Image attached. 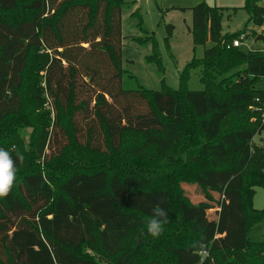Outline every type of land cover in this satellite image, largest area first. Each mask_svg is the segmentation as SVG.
Wrapping results in <instances>:
<instances>
[{
    "label": "trees",
    "instance_id": "obj_1",
    "mask_svg": "<svg viewBox=\"0 0 264 264\" xmlns=\"http://www.w3.org/2000/svg\"><path fill=\"white\" fill-rule=\"evenodd\" d=\"M260 1L244 0L255 27L264 23ZM125 5L0 0V14L18 6L33 14L0 19V148L16 172L28 155L18 137L29 121L23 88L36 99L45 92L54 112L31 135L38 165L0 198V264H212L220 255L217 264H243V254L264 252V242L246 235L264 217L252 204L254 188L264 187V141L253 143L264 134V90L254 88L264 78V51L228 48L243 32L223 35L221 9L201 2L190 8L193 51L212 46L199 65L185 66L179 89L161 81L160 90H125ZM165 29L171 38L174 26ZM149 37L147 62L163 71ZM31 57L37 62L29 65ZM196 66L203 89L190 91ZM235 70L238 81L227 89L219 79ZM192 187L212 206L203 211ZM156 206L167 222L152 237ZM218 212L219 220L207 216Z\"/></svg>",
    "mask_w": 264,
    "mask_h": 264
},
{
    "label": "rangeland",
    "instance_id": "obj_2",
    "mask_svg": "<svg viewBox=\"0 0 264 264\" xmlns=\"http://www.w3.org/2000/svg\"><path fill=\"white\" fill-rule=\"evenodd\" d=\"M126 5L121 13V34H122V69L125 72L122 80V88L125 90H134L139 86L149 90H160L161 83L173 90L179 89V79L186 65H199L203 59L205 48H209L211 43H207L205 47L198 46L193 51L191 28V11L193 6L205 2L210 8L221 9V27L222 34H241L246 35L241 50L248 51H264V39L257 40L258 36L264 38V23L261 27H255L248 22L249 16L243 9L244 0H125ZM259 6L264 5V0L258 3ZM32 12L18 6L14 11L1 13L0 19L6 21H17L23 18L32 17ZM165 25H173L174 32L171 38H167ZM240 34V35H241ZM255 34V35H254ZM152 39L155 43L156 52H158L163 71L157 69L156 65L147 62V57L153 55L152 45L146 40ZM35 57L28 59V64L36 63ZM196 69L190 71L188 80V89L190 91H201L203 86L199 81V72L202 66H196ZM241 71V70H240ZM232 71L229 74H223L219 79L225 88L238 81L239 72ZM26 84L30 77V69H27ZM43 73H40V75ZM162 81V82H161ZM24 85V87L26 86ZM43 88V84H41ZM255 89L264 90V78L259 79L255 85ZM23 113L28 117V123L18 131L19 140L23 141V150L27 151V166L16 172L15 182L21 180L22 176L31 170V167L38 165L36 163V152L38 141L31 139V135L36 133L38 128L42 127V123L54 116L51 105L47 101L45 92L43 97L35 98L34 93L23 88ZM188 113L190 115V110ZM192 119L190 118V121ZM48 127H45V130ZM42 129V128H41ZM264 141V134H259L254 138L256 145L260 146ZM138 161V160H133ZM192 196L199 197L200 202L205 211L204 205L212 206L207 197L202 195L200 188H189ZM253 195V208L256 210L264 209V187H255ZM217 203L218 196L209 190ZM215 206V204H213ZM220 212L208 214V217L219 220ZM206 216V215H204ZM247 238L251 242H264V217L261 222L249 227L247 230ZM254 250L251 253L242 255L243 264H264V252ZM222 255L219 258L213 257L212 264L222 262ZM232 259V257H225Z\"/></svg>",
    "mask_w": 264,
    "mask_h": 264
},
{
    "label": "clouds",
    "instance_id": "obj_3",
    "mask_svg": "<svg viewBox=\"0 0 264 264\" xmlns=\"http://www.w3.org/2000/svg\"><path fill=\"white\" fill-rule=\"evenodd\" d=\"M22 160V157H18ZM16 178V161L5 149L0 148V198L6 197L11 191ZM167 222L166 211L156 206L152 218L147 222V232L152 237H158L163 232V225ZM196 245L194 244L193 247ZM203 247V245H201Z\"/></svg>",
    "mask_w": 264,
    "mask_h": 264
},
{
    "label": "built area",
    "instance_id": "obj_4",
    "mask_svg": "<svg viewBox=\"0 0 264 264\" xmlns=\"http://www.w3.org/2000/svg\"><path fill=\"white\" fill-rule=\"evenodd\" d=\"M246 39V35H244V34H241V35H239L237 38H234L233 40H232V42H231V44L228 46V48L229 47H232V48H239V47H241L242 46V44H243V41ZM257 103H259L260 101H259V99H256L255 100ZM200 253V255L204 258V257H206L207 255H208V253H207V250H206V248H202L201 249V251L199 252Z\"/></svg>",
    "mask_w": 264,
    "mask_h": 264
},
{
    "label": "water",
    "instance_id": "obj_5",
    "mask_svg": "<svg viewBox=\"0 0 264 264\" xmlns=\"http://www.w3.org/2000/svg\"><path fill=\"white\" fill-rule=\"evenodd\" d=\"M262 39H264L262 36L257 37V40H262Z\"/></svg>",
    "mask_w": 264,
    "mask_h": 264
}]
</instances>
